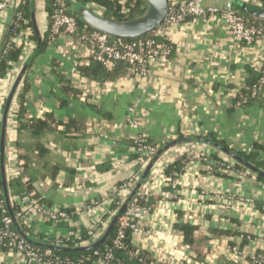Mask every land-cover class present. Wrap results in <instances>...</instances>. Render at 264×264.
Returning <instances> with one entry per match:
<instances>
[{
  "label": "crops",
  "instance_id": "obj_1",
  "mask_svg": "<svg viewBox=\"0 0 264 264\" xmlns=\"http://www.w3.org/2000/svg\"><path fill=\"white\" fill-rule=\"evenodd\" d=\"M262 1L234 0L229 6L250 18L253 12L243 3L262 8ZM205 4L226 7L229 3L205 0ZM30 7L34 34L47 44L43 49L30 39V31H22L9 40L14 47L24 48L19 62L5 77H0V128L12 88L31 61L8 114L6 163L17 156L14 142L21 109L17 96L25 84L30 88L23 104V122L44 118L47 113L55 114L58 121L84 116L88 122L86 138L65 139L49 147L46 163L59 167L53 180L42 177L45 166L29 172L45 205L65 211L84 207L76 222L58 226L30 217L26 230L37 245L49 244L56 234L73 236L89 231L110 211L113 197L127 200L131 190L124 183L138 164L130 159L132 149L126 143L139 133L156 143L177 141L180 136L198 139L213 134L240 151H250L255 143L264 146V100L259 98L246 105L235 103L249 83V70L264 67L262 43L247 45L235 41L219 20L191 19L170 28L168 38L175 48L174 55L165 62L151 61L149 76L128 73L115 81L96 83L75 71L78 64L91 57L89 48L72 42L66 35H51L47 0H36L34 8L30 0ZM17 13L11 6L0 12V52ZM61 77L81 90L80 99L65 94ZM62 100L68 102L64 107ZM185 154L189 158L177 189L172 190V198H166L171 190L165 185L164 172ZM212 154L234 166V160L212 144L188 142L168 148L151 170L144 184L151 194L144 233L133 244L152 260L164 264H219L229 260V241L235 237L218 234L214 229H231L236 219L241 228L257 234L241 249L264 253V183L254 174L240 180L235 173L220 172L221 169L215 170L201 161ZM224 173L229 177H224ZM25 190L23 183L17 184L15 200L25 196ZM221 195L232 201L222 202ZM180 219L198 226L196 238L207 240L203 261H198L192 249L185 246L183 235L176 228ZM240 244L241 239H237L236 246ZM12 261L7 256L1 264Z\"/></svg>",
  "mask_w": 264,
  "mask_h": 264
},
{
  "label": "trees",
  "instance_id": "obj_2",
  "mask_svg": "<svg viewBox=\"0 0 264 264\" xmlns=\"http://www.w3.org/2000/svg\"><path fill=\"white\" fill-rule=\"evenodd\" d=\"M57 0H47L46 10L48 12L49 24H50V33L51 26L53 22V16L55 11V3ZM83 5L94 6L96 9H99L106 18L114 19L117 21H129L136 20L144 17L148 11V6L146 0H77ZM231 5L234 0H222ZM238 1V0H236ZM240 1V0H239ZM67 2V1H66ZM205 3V0H204ZM260 6L251 7L248 3H243L251 9L252 15L250 18L244 16L240 11L233 9L236 13L240 14L252 25H264L263 16L260 17L258 12H264V1L261 2ZM68 7L69 4L67 3ZM206 5V4H205ZM219 7H224V4ZM248 9V8H247ZM71 14V13H70ZM32 11L30 7V0H25V3L19 7L18 14L15 17L14 25L9 29L7 34V41L0 52V77H5L9 70L12 69L13 64H17L23 53V46L16 48L14 47L9 40L13 37H16L22 33V31H30L32 35L30 39L37 41L43 49L45 48L47 42L40 40L37 35L34 34L33 25H32ZM79 32L83 33L85 31L92 32L93 30L85 26L78 19ZM52 35V33H51ZM53 36V35H52ZM54 37V36H53ZM153 37L152 32L145 35L144 38ZM133 40V39H128ZM9 44L11 46L9 47ZM173 47L172 54L170 58L173 57L175 48ZM77 71L83 78L89 79L96 83H105L110 81H115L116 79L123 78L128 74V67L124 64L119 63L112 69L105 68L101 63L95 61L91 56L86 63L78 64ZM250 79L246 88L243 92L236 98V104L246 105L256 99L264 100V89L261 88V79L264 76V67L261 70L250 69ZM62 89L66 95L73 97L75 99H80L82 96L81 90L73 87L70 80H65L61 77ZM21 85V84H20ZM30 85L25 84L24 87L20 90V94L17 97L20 98V111L18 112V137L14 142V146L17 152L18 163L21 168L20 172L12 177L8 176L6 157H5V177L6 183L4 182L3 171H2V161H1V146H0V188L3 193V201L5 204L7 215L12 219L16 216L17 213V203L15 202V189L17 184L25 185V193L31 194L34 193L36 197L41 198L39 194L35 191L34 179L29 173L31 170L37 169L39 166H45L46 173L42 175L44 179L49 178L53 180L58 173V166H50L49 163H46L48 155L51 153L50 146L57 145L62 140H80L88 136L87 133V118L84 116H77L74 118H69L66 121H58L57 117L53 113H47L44 118L39 119H26L24 122L21 120V117H25L24 113V101L26 99V93L28 92ZM7 103V102H6ZM68 104L67 100L61 101V106L64 107ZM6 106V104H5ZM5 110V107H4ZM11 108L9 110L10 115ZM3 124V122H2ZM6 138V136H5ZM200 139L198 142L210 143L213 146L219 148L224 153H226L232 160H234V166L230 168H235L236 170L248 171L256 175L257 179L264 183V146L262 144L255 143L252 146L250 151H240L231 148L226 142L219 140L213 134H207L206 136L198 137ZM186 138L180 136L177 141H168L165 143H156L149 140V138L142 134V142L144 144L152 145L156 148L155 154L149 158H143L138 152V143L135 139L128 141L126 144L130 149H132V154L130 159L136 162H140L143 158L145 167L142 168L139 164L136 173L141 172L139 179L135 180V185L131 188V193L127 200L122 201L118 197L112 198V203L110 206L111 213L105 214L102 218L104 224L100 227V234L96 236V239L93 235L89 234V231L83 232L81 239L78 240L73 236H70L69 240L66 241L67 247L72 249L70 251H58L55 250V254L70 258L72 260L86 259L92 255L95 251H103L107 248H113V240L116 236V232L119 228L121 221L123 220L125 213L130 206L133 198L139 192L141 187L147 182L151 170L155 167L160 156L172 145L187 143L185 142ZM1 141V139H0ZM193 142V141H189ZM188 155L185 154L177 162L170 165L165 174L168 177H173L175 172L182 174L186 161H188ZM206 165H209L215 170L222 169L220 172L225 171L228 166L231 164L225 159L212 154L209 158H202ZM45 162V163H44ZM143 163V164H144ZM51 170V171H50ZM229 170V169H226ZM220 175V174H219ZM224 177H229L228 174H222ZM24 180H26L24 182ZM126 183H124L125 185ZM168 190H172L168 188ZM25 194V195H26ZM42 203L46 204V201L41 198ZM95 203H90L89 205H94ZM148 206V205H147ZM71 213V210H67ZM176 228L182 233L184 243L192 249L196 254L198 261H203L205 259L204 251L205 242L207 241L204 238H196V233L198 231V226L190 223L187 220L180 219V222L176 225ZM14 229L21 236L25 237L27 240L35 244L34 241L30 240L26 227L15 223ZM246 228H241V223L238 219L235 220V226L231 229H219L215 228L214 231L218 234H222L231 238L229 243L231 247L236 246L237 239H241L240 248L246 246L251 240H253L255 235L252 232L246 231ZM53 241V240H52ZM93 241V242H91ZM126 250H116L114 249L115 255L123 264H141V260L145 261L147 264L153 262L146 253L142 252L137 255L136 249L131 244L130 232L127 231L125 238L123 240ZM40 247V246H39ZM219 264H233L229 260H222Z\"/></svg>",
  "mask_w": 264,
  "mask_h": 264
},
{
  "label": "built area",
  "instance_id": "obj_3",
  "mask_svg": "<svg viewBox=\"0 0 264 264\" xmlns=\"http://www.w3.org/2000/svg\"><path fill=\"white\" fill-rule=\"evenodd\" d=\"M16 1L0 0V12L7 9ZM24 3V0H20L19 7ZM91 7L96 9L94 6ZM96 10L102 14L99 9ZM191 19L219 20L235 41L247 45L254 43H262L264 45V25H252L235 11L224 7L207 6L204 0H169L167 17L152 32L153 37L144 38L143 36L133 40L113 37L94 30L92 32L85 31L80 33L77 18L70 14L66 0H57L55 3L51 33L54 37L66 35L72 42L89 48L93 59L107 69H112L117 64L122 63L128 67V73L130 75L146 77L150 75L151 61L159 60L165 62L170 59L173 51V45L168 38L170 28L185 24ZM10 46L11 44H9ZM75 71H77L76 67ZM261 88L264 89V76L261 79ZM134 124L136 127H139L138 123ZM142 134L144 133H139L134 139L138 143V152L141 156L143 158H149L155 154L156 148L152 145L144 144L142 142ZM143 158L140 162H137L138 165L141 164L140 166L142 168L145 167ZM6 165L9 177L18 174L21 170L17 156L16 159H11ZM230 167L232 166L226 168L229 169L227 171L235 173L240 180L247 179L252 174L248 171L236 170ZM140 174L141 172L136 173L134 171L124 187H133L135 180L137 181L139 179ZM181 177L182 174L179 172H175L173 177H168L164 172L166 187L175 191L178 186V180ZM172 190L167 192L165 195L166 198L173 197ZM150 198L151 194L149 189L143 185L133 198L119 225L113 240V248L95 251L86 259L72 260L55 254V251L51 248L39 247L36 243H32L17 233L14 226L17 223L26 227L29 218L34 216L52 226H58L64 222H76L75 218H79L84 207L82 209L75 208L69 213L61 208L45 205L42 203L41 198L31 193L15 200L17 203V213L12 219L7 215L3 201V193L0 188V264L5 261L7 256L12 257L13 261L11 264H123L116 257L114 249L126 250L123 240L127 231L130 232L131 244H133L136 237L144 233L143 222L146 218L147 205ZM220 200L227 204L232 201V199L228 200L225 195H221ZM86 209H89V206ZM111 212L109 211L108 213ZM103 224L104 221L102 219L94 223L90 227L89 234L93 235L96 239V236L100 234V227ZM104 225L107 226L106 224ZM259 228L261 229V226ZM81 235L82 233H77L73 237L80 240ZM69 238L70 236L56 234L49 245L68 248L66 241ZM185 246L190 250L188 245ZM135 249L137 255L142 253L141 250ZM228 256L229 261L233 264H264V253L249 251L248 248L247 250H243L240 246L230 248ZM141 264L147 263L141 260ZM150 264L164 263H158L153 260ZM170 264L173 263L170 262Z\"/></svg>",
  "mask_w": 264,
  "mask_h": 264
},
{
  "label": "water",
  "instance_id": "obj_4",
  "mask_svg": "<svg viewBox=\"0 0 264 264\" xmlns=\"http://www.w3.org/2000/svg\"><path fill=\"white\" fill-rule=\"evenodd\" d=\"M69 4V12L76 17L80 22H82L88 28L111 35L113 37L125 38V39H136L141 38L151 32H153L157 26H159L167 17L169 11V0H146L148 11L146 15L140 19L136 20H129V21H117L114 19L106 18L103 14H101L98 10L92 8L91 6H86L78 2L77 0H66ZM20 0H17L11 5V8L14 9V12L18 11ZM36 0H31L32 8H34ZM244 6V5H243ZM219 7V5H217ZM227 9H230V6H226ZM260 17L263 16L264 12H258ZM39 36V35H38ZM39 50V49H38ZM37 50V51H38ZM30 61L24 66L22 73L17 78L12 91L9 95L7 100L5 110H4V117H3V124L0 128V146H1V161H2V171L4 182L6 183V175H5V157H6V150H5V142H6V130H7V120H8V113L14 99V96L17 92V89L28 69ZM200 139H186L185 142L193 141L198 142ZM38 246L43 248H51L52 250L58 251H70V248H62V247H55L49 244H38Z\"/></svg>",
  "mask_w": 264,
  "mask_h": 264
}]
</instances>
